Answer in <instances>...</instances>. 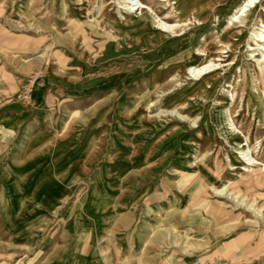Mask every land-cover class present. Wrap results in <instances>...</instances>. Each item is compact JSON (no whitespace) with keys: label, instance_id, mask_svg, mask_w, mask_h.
Wrapping results in <instances>:
<instances>
[{"label":"rangeland","instance_id":"1","mask_svg":"<svg viewBox=\"0 0 264 264\" xmlns=\"http://www.w3.org/2000/svg\"><path fill=\"white\" fill-rule=\"evenodd\" d=\"M140 1L173 33L124 0H0V264H264V0ZM42 79L44 121L7 127Z\"/></svg>","mask_w":264,"mask_h":264},{"label":"crops","instance_id":"2","mask_svg":"<svg viewBox=\"0 0 264 264\" xmlns=\"http://www.w3.org/2000/svg\"><path fill=\"white\" fill-rule=\"evenodd\" d=\"M57 86V83L48 79L47 82L46 80L42 79L39 80L38 84L36 85L34 90H31V94L29 99L32 101H34L37 106H31V102L30 100L27 99H22V98H15L13 100H11L10 102H8L5 106L6 109L9 111V113H11L7 119L4 120L5 125L7 127H20L26 123H42L44 121V117L45 115L49 112V110L51 109L50 107H48V102H47V97L49 96L50 93H52V90L55 89V87ZM3 105V104H2ZM41 133H35L33 135L29 136V145L27 147V151L32 150L33 148H35L36 146H38L45 138L46 136L44 134ZM48 137V136H47ZM35 138V142L32 143V139ZM79 152V151H78ZM76 155L81 156L82 154L77 153ZM64 156V162L65 165L63 166H69L72 164V162L78 157H70V156H59V157H63ZM58 157V158H59ZM1 161V159H0ZM35 161V160H34ZM52 163V160L47 159H43L40 161H35V163H29L28 166H50V164ZM63 163V164H64ZM11 165H14L13 162ZM0 166H1V162H0ZM45 184H43L42 186H44ZM41 186V185H39ZM62 190L60 189L59 192H61ZM105 191L106 187L105 185H102L101 183L98 184L96 186L95 192L93 194V209H92V218L93 219H100V216H98V214L96 213V208L99 209V205H100V199L101 198H106V196H108V194L110 193L109 190L107 191V194L105 196ZM42 192V191H40ZM50 192V193H49ZM43 191V197L40 195H38V198H40V200H44L46 197L51 198L50 194H51V190L50 191ZM96 204V206H95ZM99 213V212H98ZM110 217V215H109Z\"/></svg>","mask_w":264,"mask_h":264},{"label":"bare ground","instance_id":"3","mask_svg":"<svg viewBox=\"0 0 264 264\" xmlns=\"http://www.w3.org/2000/svg\"><path fill=\"white\" fill-rule=\"evenodd\" d=\"M190 3H191L190 0H184V1H181L179 3L174 1L173 2V8H172L173 13L176 15H179V16L187 15L186 12H188V10H189L188 8H189ZM196 3L197 2H194L195 5H196ZM245 3L246 4L242 6L241 14L239 16H237V19L235 21H233V23L239 21L243 16H246L247 19H251L252 15L257 10V7L260 3V0H246ZM124 8L126 10V14L131 16V20L124 19V24L126 26L141 27L144 25L147 28H151L152 24L155 23V25L161 26L162 29L168 30L170 33H173L175 26L174 25L167 26V25H164L163 23H161L160 21L157 22V20H155V18H153L150 15V13H149L150 9L145 4H143L140 0H138V1L124 0ZM138 11H141V12L138 14V13H136ZM134 13H136V14L134 15ZM263 28H264V26H263ZM254 36L256 37V40L263 43V44H257V46L259 48H261V49H259L260 52H262L261 58L264 59V31H260V32L258 31L255 33ZM206 69H207V67L197 69L198 74L203 73ZM248 162H250V160H248Z\"/></svg>","mask_w":264,"mask_h":264}]
</instances>
